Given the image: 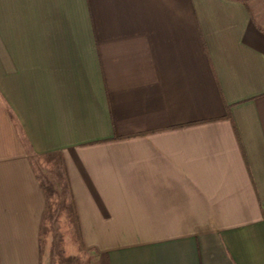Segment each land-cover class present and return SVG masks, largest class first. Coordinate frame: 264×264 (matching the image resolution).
<instances>
[{
	"label": "crops",
	"instance_id": "1",
	"mask_svg": "<svg viewBox=\"0 0 264 264\" xmlns=\"http://www.w3.org/2000/svg\"><path fill=\"white\" fill-rule=\"evenodd\" d=\"M54 202L83 264H264V0H0V264Z\"/></svg>",
	"mask_w": 264,
	"mask_h": 264
},
{
	"label": "rangeland",
	"instance_id": "2",
	"mask_svg": "<svg viewBox=\"0 0 264 264\" xmlns=\"http://www.w3.org/2000/svg\"><path fill=\"white\" fill-rule=\"evenodd\" d=\"M39 171L41 173V180L43 184L47 185V191L52 193L53 195L49 197L50 200H55L53 196L55 195L56 199L57 197H62L65 196V191L61 189L58 186H55V181L53 180L52 177V172L48 169H46L47 166L53 167L56 165V160L55 159H50V158H45L41 160H38L36 162ZM47 165V166H46ZM49 184V186H48ZM53 185V187H51ZM50 212H49V218H48V223L50 227L52 228V231L54 232L53 235L55 234L54 237V246H55V256L52 260V264H83L84 263V258L82 256V248L79 247V253L80 256L78 257L77 255L75 257L68 256L65 252H62L63 248L62 245L64 243L66 244V240L69 239L72 240V243H77V237H74L73 235H68V232H66V222L63 219V211L65 210V206H63L62 202L60 203H50ZM52 206V207H51ZM63 219V220H62ZM65 225V226H64ZM62 250V251H61Z\"/></svg>",
	"mask_w": 264,
	"mask_h": 264
}]
</instances>
